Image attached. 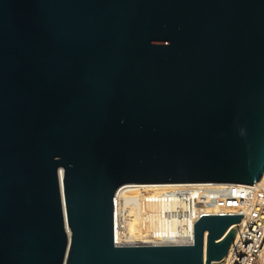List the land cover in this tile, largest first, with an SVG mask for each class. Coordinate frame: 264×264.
Here are the masks:
<instances>
[{
    "label": "water",
    "instance_id": "1",
    "mask_svg": "<svg viewBox=\"0 0 264 264\" xmlns=\"http://www.w3.org/2000/svg\"><path fill=\"white\" fill-rule=\"evenodd\" d=\"M263 174L264 0H0V264H220L243 215L116 245V191Z\"/></svg>",
    "mask_w": 264,
    "mask_h": 264
},
{
    "label": "bare ground",
    "instance_id": "2",
    "mask_svg": "<svg viewBox=\"0 0 264 264\" xmlns=\"http://www.w3.org/2000/svg\"><path fill=\"white\" fill-rule=\"evenodd\" d=\"M259 183L264 182V174ZM230 182L126 183L116 193V245L187 244L202 214H239L226 196L251 190ZM239 223L231 225L238 227Z\"/></svg>",
    "mask_w": 264,
    "mask_h": 264
},
{
    "label": "built area",
    "instance_id": "3",
    "mask_svg": "<svg viewBox=\"0 0 264 264\" xmlns=\"http://www.w3.org/2000/svg\"><path fill=\"white\" fill-rule=\"evenodd\" d=\"M250 187L249 193L240 191L226 196L225 200L239 207V214L243 216L220 264H264V182ZM116 223L117 217L114 219V244Z\"/></svg>",
    "mask_w": 264,
    "mask_h": 264
}]
</instances>
